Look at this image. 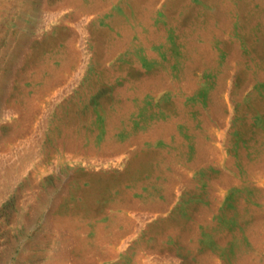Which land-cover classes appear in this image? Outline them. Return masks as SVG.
<instances>
[{"label":"rangeland","instance_id":"obj_1","mask_svg":"<svg viewBox=\"0 0 264 264\" xmlns=\"http://www.w3.org/2000/svg\"><path fill=\"white\" fill-rule=\"evenodd\" d=\"M261 73L264 0H0V264H264Z\"/></svg>","mask_w":264,"mask_h":264},{"label":"bare ground","instance_id":"obj_2","mask_svg":"<svg viewBox=\"0 0 264 264\" xmlns=\"http://www.w3.org/2000/svg\"><path fill=\"white\" fill-rule=\"evenodd\" d=\"M91 2V1H90ZM80 4H81V2H80ZM90 4V3H89ZM85 5H87V4H85ZM84 5V6H85ZM101 5V4H100ZM100 8V7H99ZM64 9V8H63ZM96 12V11H95ZM102 14V13H101ZM221 14L223 15V14H225V11L223 10V11H221ZM97 16V15H96ZM223 20V19H222ZM90 21H91V19H90ZM82 22V21H81ZM89 25V24H88ZM91 27V26H90ZM142 27V26H141ZM134 31V30H133ZM153 33V32H152ZM201 33H202V31H201ZM86 35V34H85ZM136 35V34H135ZM132 36V35H131ZM148 36V35H147ZM130 37V36H129ZM145 37V36H144ZM245 37V36H244ZM126 38H128V37H126ZM138 39V38H137ZM139 40V39H138ZM244 40V39H243ZM145 41V40H144ZM129 44V43H128ZM141 44V43H140ZM118 47V46H117ZM116 47V48H117ZM129 47V46H128ZM117 49H119V48H117ZM116 49V50H117ZM114 51V50H113ZM120 52H122V51H120ZM119 52V53H120ZM112 53V52H111ZM184 55H185V57L186 58H190V63H189V65L186 67V68H188V67H191V66H193L194 64H195V61H196V59L194 58V56H196V54L193 56L192 54L194 53V50H193V52L191 53V52H189L188 54L186 53V51H184ZM114 54V53H113ZM118 54V53H117ZM116 55V54H115ZM191 55V56H190ZM80 56H82V55H80ZM110 56V55H109ZM83 57V56H82ZM196 57H198V55L196 56ZM90 58V57H89ZM87 60H88V58H87ZM86 60V61H87ZM90 60V59H89ZM85 61V60H84ZM186 62H188V60H186V61H184V64L186 63ZM58 63V62H57ZM85 63V62H84ZM56 66V65H55ZM264 75V73H261L260 74V78H262V76ZM189 80V78L186 80L187 82H189L188 81ZM191 81V80H190ZM195 83V82H194ZM193 83V84H194ZM149 84V83H148ZM196 85V84H195ZM132 86V85H131ZM128 87V86H127ZM134 88V87H133ZM158 90V89H157ZM133 91V90H132ZM125 94V93H124ZM126 101V100H125ZM133 113V112H132ZM183 117H184V115H183ZM121 121V120H120ZM128 123V122H127ZM226 124V123H225ZM131 125V124H130ZM228 125V124H227ZM121 129V128H120ZM225 131V130H224ZM119 132V131H118ZM222 132V131H221ZM77 133V132H76ZM172 135V134H171ZM84 136V135H83ZM220 136V135H219ZM222 137V136H221ZM223 137H224V134H223ZM193 139V138H192ZM218 140V139H217ZM85 141V140H84ZM215 141V140H214ZM94 142H96V141H94ZM178 142H180V140L179 139H177L176 140V143H178ZM185 142V141H184ZM262 142V141H261ZM63 143V142H62ZM87 144V143H86ZM99 144V143H98ZM219 144H222V143H219ZM217 145V144H216ZM219 146V145H218ZM177 147V146H176ZM217 147V146H216ZM182 149V148H181ZM219 150H220V148H219ZM264 152V147H263V150H262V153ZM221 153V152H220ZM222 154V153H221ZM185 155V154H184ZM226 155V154H225ZM225 158V157H224ZM120 159V158H119ZM163 159V158H162ZM191 161V160H190ZM221 163V162H220ZM255 162H252V163H250L249 164V166H251L252 164H254ZM219 164V163H218ZM116 168V167H115ZM221 168V167H220ZM228 171V170H227ZM262 173V171L260 170V174ZM161 174V173H160ZM227 175V174H226ZM233 175V174H232ZM240 181V180H239ZM256 182V181H255ZM259 182V181H258ZM241 183V182H240ZM259 183H261V182H259ZM262 183H263V181H262ZM254 184V183H253ZM261 185V184H260ZM261 186H263V185H261ZM231 188V187H230ZM151 202H153L152 204H154L155 203V200L153 199V197L152 196H147V197H145V203H148V205H150L151 204ZM157 204V202L154 204V205H156ZM158 205H159V202H158ZM242 208V210L243 209H245V207H244V205L242 204H240L239 205V209H241ZM245 211H246V209H245ZM251 214V210H247V212H245V214H242L240 217L242 218L243 216H246V215H250ZM150 215V214H149ZM243 219V218H242ZM128 242V241H127ZM95 243V242H94ZM87 245V244H86ZM97 245V244H96Z\"/></svg>","mask_w":264,"mask_h":264}]
</instances>
